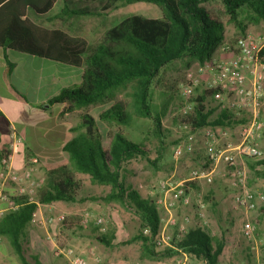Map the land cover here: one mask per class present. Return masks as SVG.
Wrapping results in <instances>:
<instances>
[{"label":"trees","instance_id":"obj_1","mask_svg":"<svg viewBox=\"0 0 264 264\" xmlns=\"http://www.w3.org/2000/svg\"><path fill=\"white\" fill-rule=\"evenodd\" d=\"M58 1L62 8L51 21L99 15L95 7L90 8L95 1L102 5L101 11L117 5L148 3L156 6L161 15L158 18L127 16L108 28L102 39L90 47L79 36L61 29L44 28L29 19L28 12L45 16ZM212 1L220 2L229 22L240 29L243 28L242 21L255 25L264 23V0H0V48L83 70L79 86L62 89L46 103L47 106L64 104L63 115L79 110L85 112L71 128L74 137L63 148L72 167L63 166L60 180H51L37 190L38 203L76 202L80 182L75 175H87L93 184L110 188L101 198L104 203H117L138 218L139 231L125 243L141 242L142 253L149 257H171L182 253L205 264L218 263L224 241L211 237L199 226L189 228L180 239L174 238V249L165 248L161 253L154 250L151 239L158 232L160 213L154 200L143 198L127 185L121 173L124 164L136 158L154 163L148 159L142 143L130 140L119 130L109 133V145L104 147L97 123L86 111L91 106L110 103L100 111L98 120L109 126L131 127V111L125 102L116 100V95L130 86L136 117L152 121L159 133L160 115L152 105V84L162 69L174 62L197 60L203 63L208 49L221 42L223 24L204 6ZM12 67L8 63L9 73ZM212 95V91L204 90L192 97L193 110L182 118L192 130L207 126L233 127L245 122L244 118L229 111L215 113L217 110L203 104ZM46 105L39 108L44 109ZM3 154L6 153H0V156ZM247 160L253 175L264 178V170H257L264 165V157ZM16 202L18 209L0 215V238L7 240L20 264H30L26 257L27 226L37 205L24 198ZM144 230L148 231L147 236L143 234ZM96 240L110 246L103 235L97 236Z\"/></svg>","mask_w":264,"mask_h":264},{"label":"rangeland","instance_id":"obj_2","mask_svg":"<svg viewBox=\"0 0 264 264\" xmlns=\"http://www.w3.org/2000/svg\"><path fill=\"white\" fill-rule=\"evenodd\" d=\"M60 6L61 2L58 1V4L53 8L50 14H48V17L53 18V15L58 13V8ZM204 6L212 15L217 16L223 24L221 42L213 49H208L205 59L212 60L219 58V46L226 43H233L239 37L252 36L264 39V23L255 25L241 20L243 28L240 29L233 23L229 22L228 16L225 15L220 2L212 1ZM93 7H95V9L100 13L99 15L73 17L70 19L58 18L52 21H50L52 18L45 20V18L38 17L33 13H29L28 17L36 24L50 28L62 29L73 36L85 37L86 40H88L89 46L93 47L102 39L104 32L108 28H111L118 21L127 16L141 15L148 18H158L161 15L160 10L156 6L148 3H135L128 6L117 5L106 11H101L99 8L102 7V5L95 1L90 6V8ZM213 51L216 52V54H214ZM200 64H202V62L200 63L197 60L174 62L170 66L162 69L159 76L153 82L151 87V101L156 113L160 115L159 133L155 130L152 121L136 117V114L134 113V102L131 96L133 89L130 86L126 90L118 93L116 95V100L123 101L127 104L128 109L132 114V126H109L102 122L100 124L102 130L105 132L104 137L106 145L109 142V133L119 130L130 140L142 143L145 150L148 152V159L154 164H150L144 159L136 158L124 164L123 171L121 172L125 183L137 190L143 198H151L155 200V195L150 193L153 185L172 176L174 170L175 177H180L179 175L187 173L189 168L192 169L200 167V165L197 166V164L192 162L196 159V155L198 153L199 155H203V157L199 156L201 159L204 158L203 148L200 146L199 141L195 143L197 151L195 155L185 156L178 162H175L172 157L173 147L180 140L179 136L182 135V131L179 128V124L181 122L180 108L183 103L182 90L187 84L188 79L195 75V70ZM206 81L207 76L204 75L200 79L199 85L194 90L193 98L206 90ZM191 99L189 102H191ZM205 102L209 105V107L218 111L211 96L207 97ZM109 105L110 103L91 106L86 111L98 119L100 111L106 109ZM83 112H85V110L75 112L73 119L78 120L79 115ZM214 116L215 114H213V117ZM221 128L226 132V135L221 138V146H224L226 143L234 144L237 142L236 126ZM185 161L190 163L188 168L185 166L186 164H184ZM68 162L67 166L72 167V162ZM237 165L240 169H243L246 172L249 188L252 190V185L254 186L258 183L259 186L255 189L264 194V179H256V177L250 173V169L248 168L246 161L238 159ZM75 176L80 182V190L76 195V202H61L59 205H53L51 209L49 207H41L43 214L45 216H49L45 217V219L55 217L57 215H64L65 224L67 221L71 220L75 223L76 229L74 231L77 232L75 236H67L66 233L61 231V228H66L62 223L58 224L56 228L53 229L54 233H56L55 240L58 239L60 241L57 243V249L55 248L51 250V256H54L56 259L64 262H67V259L63 255L56 256L57 250H69L73 255L81 256L87 259L84 254L79 253L74 247V242H80V235L84 236V234H81L83 231H89L91 233V235L86 238L87 240H95L96 236L106 235L108 233L109 229L112 228V221L114 218L125 217L133 219L134 216L132 211L120 206L117 203L106 204L101 200V198L109 192L110 188L108 186L93 184L87 175L76 174ZM250 179L251 184L249 182ZM191 190L193 196L195 193L200 194L205 204L204 212L208 220V225L204 227V230L208 231V234L211 237L222 239L225 243L224 250L218 258L217 264H264V245L261 244L252 250V242L243 238L241 235V215L232 210L233 191H228L227 197L226 195L224 196V198L226 197L225 200H217L213 193L211 195L208 187L202 188L200 185H192ZM53 211L55 212L52 213ZM86 212L93 216L102 215L105 218V234H101L98 231V228L94 227L92 223L86 227L78 225L79 216ZM187 212L192 214L194 212V208L188 210ZM53 214L54 216H52ZM191 216L193 217V222L198 223L197 216H195L194 213ZM249 218L253 220L256 226L255 238H258L264 233V209L261 210L260 207H258ZM45 225L50 227V225ZM135 229L139 231V227L135 226ZM49 231L50 228L48 229V232ZM26 241V257L29 261H33L32 257L34 256V252L28 246V240ZM39 243H41V241H39ZM1 244L5 249V259L7 258L11 259L13 262H18L16 255L13 253L7 240L3 239ZM39 247L43 248L41 245H39ZM121 248L124 251H128L130 254H135L137 252L136 243L131 244V246L127 245L126 247L122 245ZM163 251L164 249H161L156 252L161 253ZM166 258L171 260L173 264H177L176 262L184 264H205L203 261L189 257L182 253ZM43 259L48 260L49 258H47V256H43ZM87 261L89 260L87 259Z\"/></svg>","mask_w":264,"mask_h":264},{"label":"built area","instance_id":"obj_3","mask_svg":"<svg viewBox=\"0 0 264 264\" xmlns=\"http://www.w3.org/2000/svg\"><path fill=\"white\" fill-rule=\"evenodd\" d=\"M219 50L223 56L205 59L182 90L179 124L182 135L172 150L173 160L178 162L185 156L195 155V143L199 141L204 152L202 165L190 169L182 178L173 174L151 187L150 193L155 195L154 202L160 213L158 232L151 239L157 250L172 248L173 239H180L193 226L204 228L208 225L202 197L195 193L194 198L191 189L192 185H212L215 170L220 164L224 165L223 175L228 178L229 188L234 194L232 210L242 218V237L252 242V250L264 245V233L255 238L256 226L249 218L259 204H264V194L249 188L246 172L237 165L238 159L247 161L264 157L257 143L264 132V39L242 36L233 43L220 45ZM204 75L207 76L205 88L213 92L211 98L218 111L226 110L245 119L244 123L236 126L237 142L234 144L221 146V138L226 135L221 127L207 126L192 130L188 122L182 121L193 110L194 104L189 100ZM19 143L21 139L14 136L8 153L0 156V215L18 209V199L24 198L28 203L38 204L36 193L41 186L35 182L34 175L40 159L29 157L23 167H14L13 151ZM192 208L198 223L193 222V213L187 212ZM37 215L36 209L30 222H38ZM64 220V215H57L44 219V224H64ZM91 223L101 234L106 233V220L102 215L93 216L86 212L78 218V225L82 227ZM143 234L147 236L149 233L144 230ZM56 255H63L68 264H89L87 259L73 255L69 250H57Z\"/></svg>","mask_w":264,"mask_h":264},{"label":"crops","instance_id":"obj_4","mask_svg":"<svg viewBox=\"0 0 264 264\" xmlns=\"http://www.w3.org/2000/svg\"><path fill=\"white\" fill-rule=\"evenodd\" d=\"M57 4L58 2L54 7ZM61 8L62 4L58 9L60 10ZM29 13L31 12H28L27 15ZM48 14L38 17L49 20L52 17H48ZM55 15L57 13L53 17ZM42 27L54 29L47 26ZM81 38L88 44V40L85 37ZM213 53L216 54L214 51ZM222 56L223 54L220 53L218 57ZM8 63L13 66L10 73L8 72ZM82 73L83 70L81 68L0 48V153H8V147L14 136L20 138L21 143L15 145L13 151L14 167L17 169L21 168L29 157L37 156L40 159V164L37 167L34 180L41 187L51 180H60L61 168L69 163V156L63 148L74 137L75 134L71 131V128L78 123V120L73 119L77 111L63 115L64 104L47 106L46 103L56 97L62 89L79 86ZM203 104H206V102ZM44 105H46V108H39ZM93 118L97 123L102 145L107 147L109 142L107 145L105 144V132L101 128V122L94 116ZM238 118L243 117L239 116ZM262 118L264 119V108L262 110ZM257 143L264 152V132ZM199 156L203 157V155L198 153L196 159H192L194 160L192 162L197 164V166H201L204 160V158L201 159ZM184 164H186L187 168L190 166V163L186 161ZM223 169L224 165L222 164L217 167L212 185H202V188L208 187L211 195L213 193L217 200H225L230 190L228 178L223 175ZM257 170L263 171L264 165L257 167ZM249 171L252 173L251 170ZM173 172L175 174V170ZM186 174L182 173L177 178H182ZM256 179L264 178L256 177ZM249 182L251 184V179ZM258 186V183L254 186L252 185L251 188L254 189L252 191L260 193L261 191L255 189ZM8 191L10 192V189ZM225 195L226 197L224 198ZM60 203L37 204L38 222H30L27 226L28 246L34 252L33 261H29L30 264H68V262L51 256V250L57 249V243L60 241L58 239L55 240L56 233L53 231L57 225L47 227L44 224L45 217L49 216H45L41 208L49 207L51 209L53 205H59ZM258 207L263 210L264 204H259ZM112 222V228L109 229L106 235H103L109 241L110 246H104L96 238L95 240H87L86 238L91 235L89 231H83L81 234H84V236L80 235V242H74V247L79 253L87 257L89 264H173L166 257L145 256L141 250V242H133L136 243L137 252L135 254H130L121 248L122 245L126 247L133 244H127L125 241L130 240L136 234L137 228L135 229V226L139 227V220L135 215L133 219L125 217L114 218ZM63 225L66 228H61L60 230L66 233L67 236H75L77 234L74 231L76 229L74 221H67L66 224L64 222ZM49 228L50 231L48 232ZM1 241L3 242L2 238H0V264H20L17 261L13 262L11 259H5V249ZM39 245L43 248H40ZM154 250L157 251V249ZM43 256H47L49 259L44 260Z\"/></svg>","mask_w":264,"mask_h":264}]
</instances>
